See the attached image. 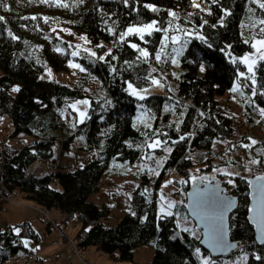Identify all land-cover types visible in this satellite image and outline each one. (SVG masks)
I'll use <instances>...</instances> for the list:
<instances>
[{
	"label": "trees",
	"instance_id": "obj_1",
	"mask_svg": "<svg viewBox=\"0 0 264 264\" xmlns=\"http://www.w3.org/2000/svg\"><path fill=\"white\" fill-rule=\"evenodd\" d=\"M194 1L0 0V123L11 125V138L28 139L0 150L1 177L8 189L57 211L66 224L77 221L73 240L81 250L122 263L133 262L141 246L153 251L148 264H200L196 250L208 257L199 240L179 236L173 216L157 215L155 195L170 171L188 180L196 165L205 173L215 168L211 145L234 130L217 98L233 84L264 113V59L250 69L242 62L253 39H264V0H199L206 9L194 8ZM148 25L149 33L129 31ZM72 33L84 36L95 56L81 60L84 71L72 86L40 80L47 66L62 71L73 59ZM91 81L100 84L99 91H88ZM157 83L161 92L145 93ZM82 100L88 103L85 120L78 124L73 117L70 126L63 113ZM138 110L145 112L144 121L136 119ZM74 145L84 155L76 170L54 165L51 172L24 178L33 162H54ZM114 160L137 168V187L132 212L108 227L109 209L91 196ZM236 182L231 193L239 204L229 228L241 246L210 259L221 264L246 254V264H264V245L256 244L246 221V180ZM176 212L187 216L183 204ZM24 239L40 241L27 222L0 232V264L18 261Z\"/></svg>",
	"mask_w": 264,
	"mask_h": 264
},
{
	"label": "rangeland",
	"instance_id": "obj_2",
	"mask_svg": "<svg viewBox=\"0 0 264 264\" xmlns=\"http://www.w3.org/2000/svg\"><path fill=\"white\" fill-rule=\"evenodd\" d=\"M193 6L197 9H206L204 3L199 0H195ZM151 29L152 27L149 28L148 26L144 28H133V31L130 33L142 35L149 33ZM69 33L71 32L65 31L64 34L68 35ZM245 35L247 38L251 34L246 33ZM253 41V45L256 46L253 47L250 53L242 58V62L249 69L261 59V55L264 53V48L259 44L260 40L253 39ZM72 42V46L70 45V47L73 54L71 57L73 59L67 64L65 69L62 71H56L47 66V69L40 75V80L55 81L69 86H72L75 83L78 76L84 71L81 60L92 59L95 56V51L89 46V43L84 36L73 34ZM172 76H165V78L171 79ZM87 87L88 91L93 93L94 91H99L100 84L96 81H91ZM161 91L162 87L157 83L150 90H146L145 93ZM217 101L221 107L227 109L228 116L233 121L234 130L228 139L215 140L212 143L209 154L216 157L214 158L216 163L215 168L208 173H205L199 169L200 165H196L190 172V178L188 180L184 178L182 179V177L175 172L170 171L162 180L155 195L157 215L173 216L176 220L178 234L183 240H199L201 237L200 230L196 229L194 223L187 216L183 217L180 212H176V208L180 204L185 206L187 192L185 188L189 187L194 180L199 179L202 183H206L212 178H219V180L226 186V193L231 194L238 179L247 180L253 176L264 174V113L256 111L249 95H247L244 90L240 89V86L236 83L233 84L224 95L218 97ZM87 106L88 103L86 100L71 105L69 111L63 113L66 123L72 126L71 119L73 117L77 120L78 124L85 120ZM145 115L144 111L138 110L136 119L141 118V120H143ZM11 133V125H9L6 120L1 122L0 150L2 148L3 150L10 149L12 146H18L20 145L18 143L28 140L24 136L11 138ZM253 141L256 143H253ZM83 160L84 155L77 150L74 145L68 155L60 156L58 154L56 155L54 162L44 160L45 163L41 164L40 171L34 176L51 172L54 165L55 168L57 166H64L69 167L68 169H65V171H74L83 163ZM115 167L121 170L115 171ZM136 170V167L122 165L117 160L112 161L108 173L104 175L99 182L97 192L91 196V201L95 205L100 208L106 207L110 211L104 222L105 226H115L123 218L126 212H132L129 207L132 193L137 187L134 179V173ZM229 180H231L232 183H229ZM3 191L2 187H0V192L3 193ZM11 196L5 197L3 194L0 195V232H4L9 229V227H14L23 222L31 223L41 239L38 243L31 239H24L23 246L32 251L39 250L41 252V258L40 261L35 260L27 263L23 261L22 256L17 255V262L9 260L4 264H85L82 259L77 257H75V259L72 258V263L66 260V254L69 255L68 252L70 246L69 240L67 239H74V236L79 229L77 221H72L66 224L63 216L57 211L45 210L44 208L35 206V204L27 201L23 194L18 192L14 196ZM43 211L48 212L47 216L50 217L51 221L56 222V226L59 224V228H61L66 236L65 238L63 237L62 240L59 239L58 232L52 227L55 223L44 224L41 221L39 218V212L42 213ZM56 240L58 244L54 245ZM63 245L65 250L62 247ZM240 246L241 245L239 244L238 247ZM85 252L86 261L90 264H148L153 255L152 249L147 246H141L134 250L133 262L122 263L104 255H95L94 249L86 250ZM195 254L200 264H205V261H207L208 264H214V261L203 256L199 250H196ZM247 261L248 255L243 254L236 258L222 259L220 262L221 264H246Z\"/></svg>",
	"mask_w": 264,
	"mask_h": 264
},
{
	"label": "water",
	"instance_id": "obj_3",
	"mask_svg": "<svg viewBox=\"0 0 264 264\" xmlns=\"http://www.w3.org/2000/svg\"><path fill=\"white\" fill-rule=\"evenodd\" d=\"M264 174L246 180L247 213L246 221L252 227L257 245H264ZM231 205L228 207L227 205ZM185 212L200 230L199 247L209 257L218 259L230 255L238 243L230 237L229 216L237 208V197L226 193V187L218 178L201 184L194 180L186 192ZM220 230L223 242L215 244L212 233Z\"/></svg>",
	"mask_w": 264,
	"mask_h": 264
},
{
	"label": "built area",
	"instance_id": "obj_4",
	"mask_svg": "<svg viewBox=\"0 0 264 264\" xmlns=\"http://www.w3.org/2000/svg\"><path fill=\"white\" fill-rule=\"evenodd\" d=\"M2 162H3V160L1 158L0 159V187H2V189L4 191H3V193L0 192V195L3 194V196H5V197H9L11 195L14 196L15 194H17V192L18 193H20V192L18 190H14V189L13 190L12 189H8V187L3 182V179L1 177V175H2ZM42 163H45V161L44 160H37V161L33 162L31 165H29L27 170H26V174H25L24 178L28 179V178L33 177L34 175H36L40 171V169H41L40 167H41ZM39 213L41 215V216L40 215L39 216L44 220V222L50 223V224L55 223V225H53L52 227H54V230L56 232H58L59 237H60V238L58 237L59 239L62 240L63 237L64 238L66 237L65 234L63 233V231L61 230V228H59V224H58V226H56V222L51 221L50 217L47 216V213H48L47 211H43L42 213L41 212H39ZM67 240H69L70 246L68 245L69 246V252H68L69 255L66 254V260L72 263V261H71L72 258L75 259V257H77V258L82 259L83 263L90 264V263H88L86 261V252H85V250L79 249L77 244L75 242H73L74 240H72L70 238H68ZM57 244H58V242L56 240L54 242V245H57ZM39 255H40L39 251L26 250V251H24V261L27 262V263H30L33 260H35L36 258H38Z\"/></svg>",
	"mask_w": 264,
	"mask_h": 264
},
{
	"label": "snow or ice",
	"instance_id": "obj_5",
	"mask_svg": "<svg viewBox=\"0 0 264 264\" xmlns=\"http://www.w3.org/2000/svg\"><path fill=\"white\" fill-rule=\"evenodd\" d=\"M259 6H260V8L264 9V3H260ZM197 7H198V5H197ZM154 10H155V9H154ZM2 19H3V17H0V20H2ZM261 23L264 24V20H261ZM148 27L151 28L152 25H148ZM129 31L131 32V31H133V30H132V29H129ZM261 31L264 32V29H261ZM259 44L261 45L262 48H264V39L260 40V41H259ZM255 46H256V45H253V47H255ZM133 47H136V46L133 45ZM144 55H147V53H144ZM261 58L264 59V53H262ZM153 83H156V81H153ZM129 87H131V85H129ZM14 90H15V91H18L19 89H14ZM140 98L143 99V96H141ZM253 143H256V142L253 141ZM258 179H264V177H260V178H258ZM228 182H229V183H232L231 180H229ZM170 206H171V205H170ZM227 206L230 207L231 205L229 204V205H227ZM17 231H19V230L17 229ZM212 238H213V242H214L215 244H220V243L223 242V234H222V232H221L220 230H215V231L212 233ZM205 264H208V262L205 261Z\"/></svg>",
	"mask_w": 264,
	"mask_h": 264
},
{
	"label": "crops",
	"instance_id": "obj_6",
	"mask_svg": "<svg viewBox=\"0 0 264 264\" xmlns=\"http://www.w3.org/2000/svg\"><path fill=\"white\" fill-rule=\"evenodd\" d=\"M2 141V140H1ZM27 223H29V222H27ZM21 224V223H20ZM30 225H31V223H29ZM32 226V225H31ZM33 227V226H32ZM34 228V227H33ZM35 229V228H34ZM39 235V234H38ZM40 236V235H39ZM40 239H41V237H40ZM63 247V249L65 250V247H64V245L62 246ZM88 250H90V249H88ZM87 250V251H88ZM64 255H65V252H64ZM95 255H98V256H100L101 254H99V253H97L96 251H95ZM105 256V255H104ZM41 258V257H40ZM92 262V261H91ZM97 262V261H96ZM93 263V262H92ZM95 263V262H94Z\"/></svg>",
	"mask_w": 264,
	"mask_h": 264
},
{
	"label": "flooded vegetation",
	"instance_id": "obj_7",
	"mask_svg": "<svg viewBox=\"0 0 264 264\" xmlns=\"http://www.w3.org/2000/svg\"><path fill=\"white\" fill-rule=\"evenodd\" d=\"M225 185V184H224ZM232 194V193H231Z\"/></svg>",
	"mask_w": 264,
	"mask_h": 264
}]
</instances>
